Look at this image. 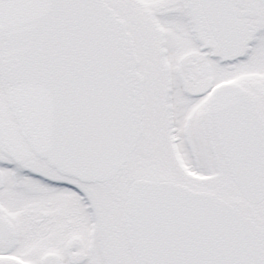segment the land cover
<instances>
[{
  "label": "snow or ice",
  "instance_id": "1",
  "mask_svg": "<svg viewBox=\"0 0 264 264\" xmlns=\"http://www.w3.org/2000/svg\"><path fill=\"white\" fill-rule=\"evenodd\" d=\"M0 264H264V0H0Z\"/></svg>",
  "mask_w": 264,
  "mask_h": 264
}]
</instances>
